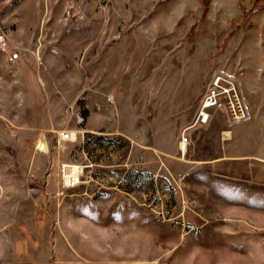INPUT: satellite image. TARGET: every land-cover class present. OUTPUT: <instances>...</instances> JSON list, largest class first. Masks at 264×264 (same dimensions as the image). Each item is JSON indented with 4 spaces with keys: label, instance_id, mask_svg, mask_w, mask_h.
I'll return each instance as SVG.
<instances>
[{
    "label": "rangeland",
    "instance_id": "1",
    "mask_svg": "<svg viewBox=\"0 0 264 264\" xmlns=\"http://www.w3.org/2000/svg\"><path fill=\"white\" fill-rule=\"evenodd\" d=\"M79 261L264 264V0H0V264Z\"/></svg>",
    "mask_w": 264,
    "mask_h": 264
},
{
    "label": "built area",
    "instance_id": "2",
    "mask_svg": "<svg viewBox=\"0 0 264 264\" xmlns=\"http://www.w3.org/2000/svg\"><path fill=\"white\" fill-rule=\"evenodd\" d=\"M18 58L13 53L10 59ZM223 113L231 122H241L249 117L247 102L241 92L237 75L223 68L214 69L205 85L192 120L179 130L180 143H190L191 134L210 124L217 113ZM66 264H97L91 262H70ZM112 264H170L161 261H121Z\"/></svg>",
    "mask_w": 264,
    "mask_h": 264
},
{
    "label": "bare ground",
    "instance_id": "3",
    "mask_svg": "<svg viewBox=\"0 0 264 264\" xmlns=\"http://www.w3.org/2000/svg\"><path fill=\"white\" fill-rule=\"evenodd\" d=\"M180 145L182 146V149L185 150L184 144H180ZM66 167L70 168V175L69 174H65V176H64L65 180L68 181V178H71L73 183L79 182L81 168L76 166V165H67ZM239 258L244 260L245 257L241 256Z\"/></svg>",
    "mask_w": 264,
    "mask_h": 264
}]
</instances>
